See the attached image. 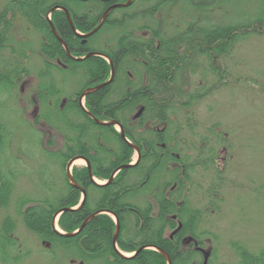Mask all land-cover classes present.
<instances>
[{
    "label": "flooded vegetation",
    "instance_id": "1",
    "mask_svg": "<svg viewBox=\"0 0 264 264\" xmlns=\"http://www.w3.org/2000/svg\"><path fill=\"white\" fill-rule=\"evenodd\" d=\"M128 1L108 4L96 27L108 8L124 5ZM135 1L131 0L126 6H115L109 11L100 28L86 37L77 36L76 32L83 35L91 30L87 32L74 30L68 20L75 36L80 38V44L89 43V49L80 56H74L70 51L71 56H69L63 47L70 59L83 61L90 57L102 58L110 65L111 78L112 69L114 77V68L109 53L114 55L115 62L121 71L117 87L119 94L100 97L97 103L98 112L91 111L93 105L89 102L88 95L107 85L103 83L110 78L100 83L87 85L82 89L79 88L74 91L70 101L68 97H64L58 104L60 109H67V118L71 124L68 131L72 152L65 162L66 173V165L72 161L70 173L73 180L66 175L70 191L68 195L78 197L77 203L70 208L78 209L86 205L88 217L107 214L112 219V216L107 213L109 205L105 203L96 205L94 200L108 198L106 193L101 194L102 189L106 187L110 189L117 187L114 192L116 198L120 200L123 181L129 180L131 187H135L131 190L126 187L130 190L127 198L138 201L140 207L146 200L149 206L147 211L149 217L157 221L160 213H163L164 221H168L171 217L177 221L174 229H171L168 223H164L159 231L162 239L171 240L174 233L181 227L176 215L170 214L168 209L171 192L179 190L178 181H180L184 183L183 195L192 196L194 183L211 171L209 170L212 166L209 156L211 155L212 158V149L218 147L220 140H224L222 136L220 137V132L216 130V127H207L200 120L199 108L203 99L209 97V95L200 94L202 91H210L214 85H217V69L224 70L229 64L225 62V57L229 59L232 56L233 47L227 49V54L223 53L218 56L213 50L199 46L202 42V35L198 30L202 22L198 17L191 15V10L187 11L186 5L171 4L172 15L170 13L167 17L160 16L159 13L155 16H144V3ZM173 13L177 14L173 15ZM110 14L117 24L103 27ZM172 24L176 27L174 31ZM102 27L113 29L114 34H106L98 38L96 35ZM160 29H165V31H160ZM189 29L191 31H186ZM177 30L183 31L178 32ZM86 55H88L86 58L76 60ZM163 62H169L171 65L169 83L163 95H155L156 88L158 89L161 85L160 71ZM55 64L66 68V65L57 59ZM78 75L83 77L81 72L76 73V76ZM101 84L103 85L97 89L89 91ZM110 103L113 105L108 107ZM107 108L113 111L108 112L105 110ZM98 121L110 124H101ZM97 126L104 128L100 129ZM54 130L59 131L55 128ZM78 144L82 148L79 152H75ZM219 151H226V148L224 146L220 150L217 148V153ZM212 160L215 162L213 165L215 167L223 165L226 161L225 157L219 154ZM203 162L208 164L205 172ZM172 169L175 171L179 169V172L177 171V178L169 185L168 179H170L169 174ZM191 174L195 182H191ZM148 185L152 186L151 191L145 190ZM83 191L85 198L81 204ZM58 194L59 191L56 195ZM158 199L162 201L160 205ZM177 204L180 205L181 202ZM98 206L101 207L96 209ZM140 207L131 208L139 218H141ZM118 210L121 211V209ZM179 224L180 227L177 228ZM142 226L143 224H140L139 227ZM118 234L116 246L119 248ZM113 236L114 232L111 237V245L114 249ZM186 237L189 236L183 237L182 244L193 246V249L198 251L203 258L204 248L194 239L188 242ZM2 245L4 249L7 247L6 244ZM153 245V241L148 239L140 247ZM50 246L54 254L60 249L57 245L56 247L52 244ZM4 249L1 257H6L5 254H9L11 250L10 247L6 251ZM17 256L18 254L8 256L9 260L0 261V264L18 260ZM52 260L54 262L55 259ZM79 264L83 262L79 261Z\"/></svg>",
    "mask_w": 264,
    "mask_h": 264
},
{
    "label": "trees",
    "instance_id": "2",
    "mask_svg": "<svg viewBox=\"0 0 264 264\" xmlns=\"http://www.w3.org/2000/svg\"><path fill=\"white\" fill-rule=\"evenodd\" d=\"M122 1L125 0H8L7 4H5L0 10V54L6 50H10L12 52L11 55L15 57L13 61L4 59V63L0 67V93L2 90H13L17 81L30 73V69L25 66L22 61V58H27L28 56V54L25 56V52H23V44H17V52L19 55L13 54V52L15 53L16 51L14 49L16 47L11 46L12 31H14L13 27H16L17 20H22L27 26L35 29L41 34L39 53L43 56V66L37 74L38 85L36 91L42 104L45 105V108L51 110L46 111L42 118L53 128L59 130L57 132L64 138L63 148L55 152L59 156L63 165L72 152V148L69 145L70 134L68 131L71 128V124L70 120L67 118V109L63 110L59 108L58 101L61 97L63 91L61 88H63V86L60 87L55 84L56 79L53 76L52 71L54 70L60 73L64 72L72 76H76V73H83L84 80L79 86L80 89H82L87 85L100 83L109 79L110 65L102 58L90 57L83 61H73L70 59L66 55L63 45L56 39L51 31L49 21L46 18L47 12L50 8L56 5H62L70 12L75 29L79 32H87L96 27L100 16L108 4ZM137 1L144 3V16H155V14L159 13L160 16L165 15L167 17L170 13L172 15V12H170L171 4L176 5L177 3H181L182 5H186L187 11L191 10V15L198 17L202 22L201 28L198 30L202 35V42L199 46L203 49L213 50L218 56L226 53L228 48L231 46L234 47L238 41L243 40V38H246L249 35L264 34V0H257L260 1L262 5V9L257 15H252L248 21L245 19L236 23H226L222 20L227 16L226 13H228V11H223L219 19H216L213 15V12L217 10V8H220L215 5L216 3L220 6L221 3H227L232 0H136L135 2ZM184 10H186V8ZM9 13H11L10 19L6 18V15ZM175 14L177 13H173V15ZM111 15L112 14L107 17L103 27L110 24H117ZM50 20L53 23L57 34L72 55L80 56L89 49V43L80 44V38L75 36L64 11L53 10L50 14ZM175 29L176 27L173 26V31ZM183 30L177 31L182 32ZM160 31H165V29H160ZM186 31L191 30L189 29ZM108 55L113 62L114 77L107 85L88 95V100L93 105L92 112H98L97 103L100 97L117 96L119 94L117 87L121 75L120 67L118 68L114 55L109 53ZM56 59L65 64L66 68L58 67L55 64ZM170 67L171 65L169 62H163L160 71L161 85L158 89L156 88L155 95H163L166 91V85L169 83L168 76ZM217 74L220 77L218 76L217 85H214V88L211 90H215L225 83L221 78L222 75L226 74L223 69H217ZM64 79H66L65 75H63L61 81ZM228 83H230V80ZM211 90L208 92L202 91L200 95H209L212 93ZM72 95L73 94L66 96L69 101ZM51 103H53V108H51ZM112 105L113 103H110L108 104V107ZM105 110L108 112L113 111V109L110 108ZM97 127L100 129L104 128L102 126ZM8 131L6 123L0 118L1 165L3 163L1 154L5 147L6 150L9 148L8 146L10 144L11 134H9ZM80 148L82 147L78 144L75 152H79ZM212 153V158H214L217 153L215 148L212 149ZM209 157L211 159L210 165H212L211 169H209L211 170L210 180L213 179V181L208 183V187H206V183L202 181L204 180V176L195 182L194 177L191 174V182H195L192 186L195 194L192 193V196L183 195L182 190L184 188V183L180 181H178L180 184L179 190L171 192V198L168 201V209L170 214H175L176 218L181 223V227L176 233H174V237L171 240L162 239L159 231L164 223H168L171 229H174L177 221L172 217L168 221H164L163 213H160L157 221H154L155 219L149 217L147 213L149 206L147 205L146 200L140 207L138 201L133 200L132 198H127L130 190L135 187H131L132 185L129 180L123 181L121 189L122 198L120 200L116 198V193L114 192L117 190V187L111 189L106 187L105 189H102L101 194L106 193V197L108 198L101 200L96 199L94 201L96 202V205L104 203L109 205L108 212H111L117 217L119 225L117 242L121 251H137L143 243L148 239H151L154 247L160 248L168 254L171 259V264L203 263L202 256L198 251L193 249V246H183L181 244L183 237L189 235L192 236L199 245H202L201 235L204 234V230H200V228L201 225H203L202 223L205 222L203 220L205 217L211 216L210 210H213V207L210 205L214 206L216 202L223 200L222 194L220 195V187L222 186L221 171L213 166L215 162H213L211 155ZM207 165V163L203 162L204 172L207 169ZM0 168V208H3L8 206L9 198L12 195L14 187V174L16 173L9 175L3 174L2 166H0ZM177 171L179 172V169H176V171L175 169H172L170 172V179H168L169 185H171L177 178ZM126 187L130 190L126 189ZM151 188L152 186L148 185L145 187V190L151 191ZM68 191V186L66 184L65 189L63 188L60 190L59 194L56 196H47L33 201L29 200V202L32 203L22 211V203L25 204L28 201V199H23L19 203V208L22 205L20 208L22 211L20 212V216L27 229L36 234L41 240L50 241L54 246L60 245L59 248L67 251L68 256L74 255L73 257L83 260L85 264L88 263L85 260L100 262L102 264H167L164 256L154 249L140 250L134 256L129 258L122 257L116 253L111 245V237L115 229V223L107 214H97L93 216L89 219L84 229L76 236L67 237L56 233L52 227L53 214L59 208L71 207L78 201V197H70ZM205 199H207V203H205ZM158 202L159 205L162 203L159 199ZM178 202H181V204L178 205ZM99 207L101 206L96 207V209ZM139 207L141 211L140 217L142 219L131 210V208L137 209ZM216 208H219V206L215 207V209ZM118 209H121V211ZM87 217L88 210L86 205H84L81 208L61 213L58 219V225L63 231L71 232L76 230L81 223L89 218ZM9 219L11 225L6 227V225L3 224L0 229V241L2 244L9 245L11 248V250H9L10 253L5 255L14 256L15 249H13V247L16 246V241L11 237L10 231L14 227L13 224L15 225V222L10 217ZM140 224H143V226L139 227ZM233 248L238 257V264H264V247L260 248L257 252H252L241 244H234ZM53 251L54 250L51 248L50 252L54 253Z\"/></svg>",
    "mask_w": 264,
    "mask_h": 264
},
{
    "label": "rangeland",
    "instance_id": "3",
    "mask_svg": "<svg viewBox=\"0 0 264 264\" xmlns=\"http://www.w3.org/2000/svg\"><path fill=\"white\" fill-rule=\"evenodd\" d=\"M7 2L0 0V10ZM215 5L220 7L213 12L216 19L221 17L223 11H228L222 19L226 23L248 21L262 9L257 0H232ZM69 15L72 19L70 12ZM6 18L10 19L11 13ZM13 30L11 46L16 47L13 54L19 55L17 44H23V52L28 56L22 61L30 73L17 81L13 90H2L0 93V118L11 134L9 148L6 150L5 147L1 154L3 163L1 165L0 160V166L3 174L16 173L8 206L0 208V229L3 224L6 227L11 225L9 217L15 222L10 232L16 241L13 249L14 254H18V260L8 264H79V261L85 264L74 255L68 256L67 251L62 249L57 250L56 254L51 253L52 243L30 232L20 216V212L32 203L29 200L56 196L57 191L65 189L67 180L65 164L55 153L63 148L64 138L42 118L50 109L45 108L36 91L37 74L43 66V56L39 53L41 34L22 20H17ZM106 34L113 35L114 30L104 28L96 36L100 38ZM11 54L10 50L0 54V67L4 59L13 61L15 57ZM225 62L229 64L223 70L226 74L221 77L224 85L203 99L199 108L203 125L216 127L224 139L218 142L217 148H226V151L216 153L226 159L222 167H217L222 176L220 195L223 200L210 205L213 207L211 216L205 217L200 228L204 230L201 246L211 248L208 264L209 261L210 264H238L234 244H241L252 252L264 247V34H252L238 41L233 47L232 56L229 59L225 57ZM52 73L55 84L63 86L58 104L62 98L77 91L83 81L81 75L72 76L54 70ZM63 75L66 79L61 81ZM50 105L53 108V103ZM208 172L202 180L206 187L213 181L210 180L211 172ZM23 199L28 201L22 203L21 211L19 203ZM216 205L219 208L215 209ZM56 228L61 230L57 225ZM2 246L0 241V257L4 254ZM52 259H55L54 262ZM7 260L8 256L0 258V261Z\"/></svg>",
    "mask_w": 264,
    "mask_h": 264
},
{
    "label": "water",
    "instance_id": "4",
    "mask_svg": "<svg viewBox=\"0 0 264 264\" xmlns=\"http://www.w3.org/2000/svg\"><path fill=\"white\" fill-rule=\"evenodd\" d=\"M130 2H131V0H129V1H128L127 3H125L124 5H115V6H126V5H128ZM115 6H112V7L108 8V9L106 10V12H105V13L103 14V16H102V20H101L100 23L97 25V27L93 28L90 32H88V33H86V34H83V35H81V34H79V33H77V32L75 31L76 34H77V36L86 37V36H89V35L93 34L94 32H96V31L100 28V26L102 25V23L104 22V20H105L106 16L108 15L109 11H110L111 9H113ZM55 9H62V10L66 13V16L68 17V20H69V22H70V24H71V26H72V28H73L74 30H75V27H74V25H73V23H72V20H71V18H70L69 12H68V10H67L65 7H62V6L56 5V6L50 8V9L48 10V12H47V17H46V18H47V20L49 21V25H50V27H51V30H52V32L54 33V36H55V37L60 41V43L63 45V47L65 48L67 54H68L69 56H71V55H70V52H69V50H68V48H67V46L63 43V41L61 40V38H60L59 35L57 34V32H56V30H55V28H54L52 22L50 21V18L48 17V15H49L53 10H55ZM87 56H88V55H86V56H84V57L76 58V60H82V59L86 58ZM112 78H113V69L111 70V78H110L107 82H105V83H103V84H108V83L112 80ZM103 84H101V85H99V86H96L95 88L89 89V91H90V90H93V89H97L98 87L102 86ZM98 123H101V124H110L109 122H102V121H98ZM122 135H123V134H122ZM84 160H85V159H84ZM85 161H86V160H85ZM71 162H72V161H69V162L67 163V165H66V175H67V177H68L69 179L73 180V179H72V176H71V173H70V164H71ZM86 163L88 164L87 161H86ZM88 165H89V164H88ZM82 196H83V197H82L81 204L83 203L84 198H85V192H84V191H83V193H82ZM68 210H72V208L64 207V208H61V209H59L58 211H56V212L54 213V215H53L52 225L55 226V220H56L57 216H58L60 213H62V212H64V211H68ZM92 216H93V215H91L88 219H86V220H85V221L79 226V228L76 229L74 232H70V233L68 232V233H65V232H60V231H58L55 227H54V228H55V230L57 231L58 234L69 237V236H72V235H74L75 233L79 232V231L82 229V227H83V226L89 221V219L92 218ZM113 216H114V215H113ZM114 218H115V222H116V228H115V232H114V236H113V245H114V248H115L116 252H117L120 256H122V257H126V258H129V256H126V255L122 254V253H121L120 251H118L117 248H116V237H117V234H118L119 225H118V219H117V217L114 216ZM190 239H191V238L189 237L188 240H190ZM148 247H152V248H154L155 250H157L158 252H160V253L164 256V258H165L167 264H171V259H170V257L168 256V254H167L165 251H163L162 249L157 248V247H154V246H147V247H145V246L143 247V246H142V247H140L137 251H135L134 254H136L138 251L143 250V249L148 248ZM203 254H204L203 264H207V260H208V257H209V255H210V251H209V250H203Z\"/></svg>",
    "mask_w": 264,
    "mask_h": 264
}]
</instances>
